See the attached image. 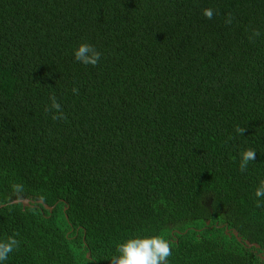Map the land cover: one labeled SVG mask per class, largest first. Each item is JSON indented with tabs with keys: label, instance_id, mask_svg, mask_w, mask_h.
<instances>
[{
	"label": "trees",
	"instance_id": "trees-1",
	"mask_svg": "<svg viewBox=\"0 0 264 264\" xmlns=\"http://www.w3.org/2000/svg\"><path fill=\"white\" fill-rule=\"evenodd\" d=\"M261 180L264 0H0V264H111L154 235L168 264H264L233 232L264 248Z\"/></svg>",
	"mask_w": 264,
	"mask_h": 264
},
{
	"label": "clouds",
	"instance_id": "clouds-1",
	"mask_svg": "<svg viewBox=\"0 0 264 264\" xmlns=\"http://www.w3.org/2000/svg\"><path fill=\"white\" fill-rule=\"evenodd\" d=\"M203 16L207 19H212L215 15V11L212 8H205L203 10ZM233 17L231 13L228 14L226 19L227 24H231ZM261 35L259 29H253L252 34L249 37L253 40L255 37ZM101 53L89 43H81L74 51V59L77 62H81L85 65H91L95 67L100 60ZM74 93L78 92L77 88H73ZM55 110L53 114L54 120L67 119L63 113L60 103L53 95L51 97V105L46 108V111ZM235 132L243 135L245 127L235 126ZM256 151L252 148H248L241 152L239 170L243 173L247 170L251 161H255ZM13 192L19 194L23 191V185L13 184ZM257 198H264V180L260 181L259 187L255 191ZM257 207H264V203L257 200ZM15 236H8L5 239L0 240V262L6 261L9 254L19 248L20 241ZM118 256L111 258V264H168V257L172 255V248L170 242L161 236H151L146 238H132L128 239L124 243H120L117 246Z\"/></svg>",
	"mask_w": 264,
	"mask_h": 264
},
{
	"label": "water",
	"instance_id": "water-1",
	"mask_svg": "<svg viewBox=\"0 0 264 264\" xmlns=\"http://www.w3.org/2000/svg\"><path fill=\"white\" fill-rule=\"evenodd\" d=\"M13 202H14V203H22L23 206H28V205L31 204V203H30V200L27 199V198L16 199V200H14ZM39 202L43 203L44 206H45L46 208L52 210V207L49 206L48 204L44 203L43 200H39ZM233 232H234V234L237 236V239H238L239 241H242V240H243V243H244L245 245H247V246H249V247H252V246H256L257 248H260V247H261V245H260L259 243H257V242H251L249 239H246V238L243 239V237H242L241 235H239V232H238L237 230L233 229ZM259 255L264 259V253H260Z\"/></svg>",
	"mask_w": 264,
	"mask_h": 264
},
{
	"label": "flooded vegetation",
	"instance_id": "flooded-vegetation-1",
	"mask_svg": "<svg viewBox=\"0 0 264 264\" xmlns=\"http://www.w3.org/2000/svg\"><path fill=\"white\" fill-rule=\"evenodd\" d=\"M259 249V253H264V248H258Z\"/></svg>",
	"mask_w": 264,
	"mask_h": 264
}]
</instances>
